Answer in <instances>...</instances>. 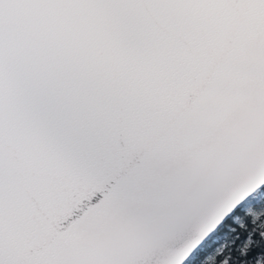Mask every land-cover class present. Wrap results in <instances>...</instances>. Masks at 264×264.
Here are the masks:
<instances>
[{"label": "snow or ice", "instance_id": "1", "mask_svg": "<svg viewBox=\"0 0 264 264\" xmlns=\"http://www.w3.org/2000/svg\"><path fill=\"white\" fill-rule=\"evenodd\" d=\"M264 0H0V264H264Z\"/></svg>", "mask_w": 264, "mask_h": 264}, {"label": "rangeland", "instance_id": "2", "mask_svg": "<svg viewBox=\"0 0 264 264\" xmlns=\"http://www.w3.org/2000/svg\"><path fill=\"white\" fill-rule=\"evenodd\" d=\"M245 215L247 217L252 218L253 221L258 220L261 216H264V208H260L258 206H249L245 209ZM213 257H209L207 260V264H212Z\"/></svg>", "mask_w": 264, "mask_h": 264}, {"label": "trees", "instance_id": "3", "mask_svg": "<svg viewBox=\"0 0 264 264\" xmlns=\"http://www.w3.org/2000/svg\"><path fill=\"white\" fill-rule=\"evenodd\" d=\"M212 264H215V258L213 257V262H212Z\"/></svg>", "mask_w": 264, "mask_h": 264}]
</instances>
